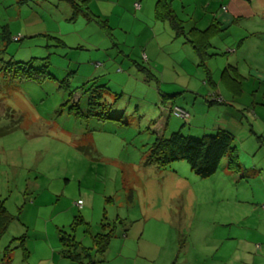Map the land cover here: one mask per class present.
I'll return each mask as SVG.
<instances>
[{
  "label": "rangeland",
  "instance_id": "1",
  "mask_svg": "<svg viewBox=\"0 0 264 264\" xmlns=\"http://www.w3.org/2000/svg\"><path fill=\"white\" fill-rule=\"evenodd\" d=\"M134 1L84 2L101 20L108 17L98 11L114 10L109 30L83 13L69 19L73 9L68 0H0V199L13 216L0 235V264H58L50 256L55 248V259L61 258L59 229L75 236L80 246L76 242L73 251L80 252L94 246L93 237L107 231V223L116 225L118 238L133 225L166 253L179 254L183 263L187 249L194 257L195 230L209 222L223 224L215 226L217 233L223 230V236L233 237L227 240L232 248H245L241 256L249 251L250 259L255 256V264L261 263L256 252L261 254L264 237V75L249 82L241 78L242 100L211 102L208 93L214 90L206 84L203 67L195 56L194 66L187 49L173 41L164 44L167 59L155 62L147 79L134 61L149 64L142 45L153 30L162 32L160 27L169 23L155 19L154 8L142 15ZM201 2L173 0L187 28L211 19L213 10ZM33 12L42 17L36 28L43 31L35 35L25 32L26 17ZM15 35L21 38L12 39ZM248 43L246 39V49L255 52ZM227 56L209 59L208 67L221 66ZM9 61L30 62L33 69L45 67L47 73L40 72L37 79L16 77ZM249 66H240L247 77ZM259 68L264 70V61ZM93 78L109 88L105 97L111 108H98L108 118L87 111L82 85ZM159 86L161 91L182 89L176 103L196 114V122L173 115L172 99L161 101ZM75 101L79 113L73 109ZM219 127L234 135L239 171L227 170V157L206 178L183 159L164 168L146 164L156 137L180 130L199 139ZM8 245L14 256L10 263L3 262ZM106 255L99 257L105 262ZM42 257L48 260L37 263Z\"/></svg>",
  "mask_w": 264,
  "mask_h": 264
},
{
  "label": "crops",
  "instance_id": "2",
  "mask_svg": "<svg viewBox=\"0 0 264 264\" xmlns=\"http://www.w3.org/2000/svg\"><path fill=\"white\" fill-rule=\"evenodd\" d=\"M95 1L97 2V4L100 3L101 1V4H102V0H95ZM136 1L137 0H135L134 3ZM140 1L141 2L139 3L141 7H139L138 9L141 8L139 12L142 15L150 12V10L153 11V8L155 5L154 0H143V1L140 0ZM201 4L202 6L206 8H211V10H213L212 17L211 19L209 16L206 17L201 27H199L197 23H194V25L192 26H196L199 28H205L211 23V21L217 22L218 25L220 26L221 31L212 38V41H211L212 48L210 52H216L218 54L212 56L211 58L213 59L215 57H222L224 55L226 56L228 55L227 58L223 60V63L221 66L216 65V67H209L212 72L213 79L216 82V86L213 87L214 92L208 93V95L211 97L210 101L212 102L213 100L219 101V100L214 99L215 96L216 97L219 96L218 98H220L222 101L223 99H225V100H228L229 102L235 103L234 102L235 99H240V100L243 99V89L241 90L240 94L235 91L232 92L231 90H229L222 81L221 73L223 69L231 68L233 66L236 68L234 72L240 78L247 80V82H249L250 78H252L253 76L259 77L261 75H264L263 73L264 70L259 68V66H261V62L264 61V57L263 55H261V45L264 46V41L263 39H261V33H263V31L261 30L264 29V0H202ZM173 7L176 10L174 3H173ZM100 11L98 12L102 14L106 13V15L104 14V16L108 17L109 20L110 18H113L114 10L111 11L110 13H108L107 11H104V12L102 10ZM112 12H113V15H111ZM176 12L178 13V11ZM41 18H42L41 15H38L36 12H33L31 13L29 17H26V20L28 21V24H25L26 34L35 35L36 33H40L43 31L42 29L36 28V26L41 24V21H42ZM29 19H32V21ZM114 22L116 24L118 23L117 21H114ZM234 25L237 26L236 29L233 28ZM160 30L162 32H159V31L154 32L153 30L149 34L150 35L149 38L147 37L148 40L146 44L142 45V52H145L147 54V59H148L147 61L149 63V64L146 63V66L150 69L151 68L153 69V64L155 62L158 63L159 60L167 59V56L164 52L165 50L164 48L166 45L164 44L171 43L173 41H176V43L178 45H181L183 49H187V52L189 53L191 60L195 66L196 63H194V56L196 58L197 56L195 52L192 50V48H189L190 50H188L187 46H190V45L185 41V39L182 37H176L174 30H172V28L169 27L168 24H166V26H161ZM251 37H254V38H251ZM246 39L247 41H249L247 45L255 46L254 47L255 52H250L246 49L247 47L245 45ZM241 51L243 52L240 53ZM243 62L244 63L250 62V66H249V76L250 77L245 76L242 71L243 69L240 67L241 63ZM172 63H175V62L173 61ZM176 64H178L181 67H183L184 65L182 62L178 60ZM221 67L223 68L222 71H220ZM219 71L221 72L220 74H219ZM243 82L244 81L242 80V85H243ZM219 83H222V85L225 88H227L230 93L227 94L226 92H223V90H219V85H218ZM216 87L217 89H215ZM174 90L173 91H161L160 86H159V92L163 94V96L160 97V100L165 102L166 100H168L169 96L180 94L179 92L183 91L182 89H178L177 91H174ZM231 95L233 97H231ZM169 98L172 99L171 102L169 103L170 104L169 111L171 112L172 105L177 104L176 96L169 97ZM230 98H234V99L231 100ZM222 101H219V102H222ZM210 104H213V103H210ZM238 106H241L244 108L248 107L244 103H240V105ZM253 111H254V114H257V111L255 108H253ZM196 120H197L196 114L194 115L190 114V121L188 122L189 123L196 122ZM219 128L225 129L223 127H219ZM225 130L228 131V129H225ZM196 210L194 211V214ZM216 225H223V224H220L217 222L216 223L209 222L208 225L201 224L195 230L194 235L191 237V240L195 242L194 248H196V250L192 252L194 257L190 255L189 250L187 249V251L184 253V259L182 260L183 263H179V260H180L179 254H176L174 251L170 253H166L167 250L161 247L160 244H157V242L144 238L145 235L137 232L138 230L136 229L133 230V227H134L133 225H130L129 227L126 226L123 231L122 237L118 238L117 232H116V225L109 223L107 225L108 228L109 229L114 228L116 235L110 241L109 248L105 252V253H108L105 259L106 261L104 262V257H103L102 264H217L218 260L221 261V263L219 264H231V260L233 259H236V261L238 259L240 261L239 262L240 264H255V259H256L255 256H252V258L250 259L249 251L248 253L245 252L246 257L241 256L242 252L245 251V248L244 247L241 248L239 245H237L235 249L232 248L233 246H231L229 244V241L227 240H230L233 237L223 236V230L217 233L215 229ZM191 240L188 243L189 247L193 245V243H191ZM186 245L187 244H185L184 242L183 246L185 247ZM198 249H200L202 252L198 251ZM60 250L58 253H60L61 258L59 259L57 258L55 259L54 257L55 253H57L55 248H54V251L52 250L53 252L50 258L53 262L57 260L58 264L59 263L84 264L83 262H80L78 260L64 257L61 254ZM10 253H12V251ZM256 254L259 255V257L261 256L260 264H264V237L263 235L261 236V254L258 252H256ZM13 259H14V256H12L11 260L8 261V263L13 261ZM43 260H48V259H46L45 257H42L37 261V263ZM4 261L5 259H3V262ZM155 261L157 262L155 263ZM25 262L26 263H23V264H30L28 260H26ZM86 264H87V261H86Z\"/></svg>",
  "mask_w": 264,
  "mask_h": 264
},
{
  "label": "trees",
  "instance_id": "3",
  "mask_svg": "<svg viewBox=\"0 0 264 264\" xmlns=\"http://www.w3.org/2000/svg\"><path fill=\"white\" fill-rule=\"evenodd\" d=\"M24 1L25 0H21L22 3ZM68 1L72 5L73 9V15L71 19L75 20L80 13H83L89 21L95 20L96 22L100 23V25L107 27L109 30L113 29L108 20H101L100 16L96 15L88 9L86 3H84L87 2V0H82L83 3L77 2L78 0ZM83 7H86V12L83 11ZM138 8L139 7H136V9ZM154 17L159 21L168 22L169 26L172 28V30H174L175 36L185 39V41L191 46L192 50L197 56L198 65L202 66L206 73V83L211 84L213 87H215L216 82L213 79L212 72L208 67L207 62L212 56L218 54L216 52H210L212 48V38L221 31L218 23L211 21V23L205 28H199L196 26L187 28L185 24L186 20L181 18L173 7V0H156L154 5ZM62 43L64 42L62 41ZM144 59L147 60V58ZM29 64L30 62L9 61V68L12 67V69H14L16 77L21 76V78L27 79L40 78V72H43V74L47 73L45 67H43L42 70L38 72L37 69H33L32 66H29ZM134 64L137 66L139 71L145 74V77L147 79L152 77L150 68H148L146 65L140 64V62L138 61H134ZM234 70H236V68L233 66L231 68L223 69L221 78L223 83L229 90H231L232 92L235 91L240 94L242 90V80L234 72ZM48 74L51 75L49 72ZM91 80L92 79L88 80L82 85L84 87V92L87 93L88 96L87 111L90 115L100 114L101 118H108L107 114L98 112V108H104L105 112H107V110L111 108L112 103L107 101L105 97V91H108L109 88L106 83H95L96 78H93V81L90 82ZM175 96L176 94L171 95L170 97ZM117 98L118 95L116 96V99ZM214 99L222 101L216 96L214 97ZM176 105L177 104H173L171 110ZM73 109L77 110L78 113L80 112V104L78 101H75V103L73 104ZM224 157H227L226 168L228 171L234 172L241 169L238 160L237 148L234 145V135L229 131L218 128L214 133L204 134L201 138L196 139L185 135L180 130H178L171 133L169 136L156 137V140L151 146L148 156L146 157V164L164 168L173 161L183 159L187 161L191 169L198 176L206 178L213 175L219 169L221 160ZM12 217L13 216L9 213L7 207L5 206L4 201L0 199V235H2L3 232L8 228ZM108 224L109 223H107V225ZM102 227L105 229V222L102 223ZM59 231L61 241V254L64 257L78 260L80 262L86 260L87 264H99L100 262H102L103 259L99 256H103L105 254V252L109 248L111 239L116 235L114 228H108L107 231L104 230V232H99L93 237L94 246L83 247L80 252H74V247H77V243L80 246V243L76 241L74 235L69 234L64 230L59 229ZM12 250L13 248L10 245L6 247L4 258L5 260H11L12 256L10 252Z\"/></svg>",
  "mask_w": 264,
  "mask_h": 264
},
{
  "label": "built area",
  "instance_id": "4",
  "mask_svg": "<svg viewBox=\"0 0 264 264\" xmlns=\"http://www.w3.org/2000/svg\"><path fill=\"white\" fill-rule=\"evenodd\" d=\"M135 6L136 7H140V3L136 2ZM13 38H14V40H17V39L21 38V36L20 35H15ZM143 56H144V58H147V55L145 53L143 54ZM171 111L176 117L181 118L184 121H189V119H190L189 112L186 111L185 109L181 108L180 106H177V105L174 106ZM78 203L81 204L82 201L79 200Z\"/></svg>",
  "mask_w": 264,
  "mask_h": 264
}]
</instances>
